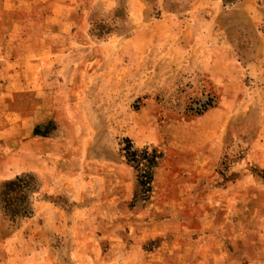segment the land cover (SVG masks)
I'll use <instances>...</instances> for the list:
<instances>
[{
  "label": "rangeland",
  "instance_id": "rangeland-1",
  "mask_svg": "<svg viewBox=\"0 0 264 264\" xmlns=\"http://www.w3.org/2000/svg\"><path fill=\"white\" fill-rule=\"evenodd\" d=\"M34 1L0 0V184L35 181L0 264H264V0Z\"/></svg>",
  "mask_w": 264,
  "mask_h": 264
},
{
  "label": "trees",
  "instance_id": "trees-1",
  "mask_svg": "<svg viewBox=\"0 0 264 264\" xmlns=\"http://www.w3.org/2000/svg\"><path fill=\"white\" fill-rule=\"evenodd\" d=\"M35 134H39L37 128ZM133 156V160H137L136 154ZM138 158L144 161L146 166L152 168L158 157L155 152L151 155L143 152L142 156ZM34 183V177L31 174H22L0 184V211L10 220L29 215V197L35 192ZM148 183L149 181L146 182V184Z\"/></svg>",
  "mask_w": 264,
  "mask_h": 264
},
{
  "label": "crops",
  "instance_id": "crops-1",
  "mask_svg": "<svg viewBox=\"0 0 264 264\" xmlns=\"http://www.w3.org/2000/svg\"><path fill=\"white\" fill-rule=\"evenodd\" d=\"M41 1L39 0H35L34 1V4H40ZM78 2L80 3V0H70L69 2H67L66 0H53V1H50V5H53V6H58V7H64V6H73V5H77ZM63 18V17H62Z\"/></svg>",
  "mask_w": 264,
  "mask_h": 264
}]
</instances>
